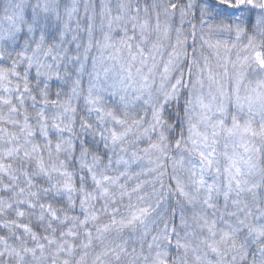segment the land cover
<instances>
[{"label":"clouds","instance_id":"1","mask_svg":"<svg viewBox=\"0 0 264 264\" xmlns=\"http://www.w3.org/2000/svg\"><path fill=\"white\" fill-rule=\"evenodd\" d=\"M0 264H264V0H0Z\"/></svg>","mask_w":264,"mask_h":264},{"label":"snow or ice","instance_id":"2","mask_svg":"<svg viewBox=\"0 0 264 264\" xmlns=\"http://www.w3.org/2000/svg\"><path fill=\"white\" fill-rule=\"evenodd\" d=\"M218 8V14H227L229 8L226 3H221L219 6L213 5Z\"/></svg>","mask_w":264,"mask_h":264}]
</instances>
